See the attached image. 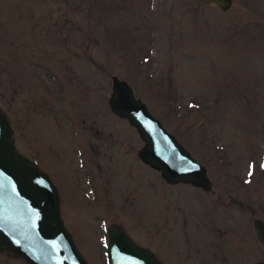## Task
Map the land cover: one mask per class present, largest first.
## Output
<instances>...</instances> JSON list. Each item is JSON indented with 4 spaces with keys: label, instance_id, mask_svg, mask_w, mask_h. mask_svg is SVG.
Segmentation results:
<instances>
[{
    "label": "rangeland",
    "instance_id": "1",
    "mask_svg": "<svg viewBox=\"0 0 264 264\" xmlns=\"http://www.w3.org/2000/svg\"><path fill=\"white\" fill-rule=\"evenodd\" d=\"M111 75L206 167L210 191L139 161L142 140L107 104ZM0 109L88 264H107L111 223L162 264L264 259V0H0Z\"/></svg>",
    "mask_w": 264,
    "mask_h": 264
},
{
    "label": "water",
    "instance_id": "2",
    "mask_svg": "<svg viewBox=\"0 0 264 264\" xmlns=\"http://www.w3.org/2000/svg\"><path fill=\"white\" fill-rule=\"evenodd\" d=\"M227 11L232 0H200ZM107 103L125 119L143 145L137 157L171 185L186 184L210 191L206 167L197 161L160 120L138 99L132 87L111 75ZM253 228L264 243V221ZM11 253L28 264H88L78 251L60 213L58 191L49 175L16 148L13 129L0 109V253ZM107 264H162L154 253L134 243L117 224L109 227ZM261 264V263H260Z\"/></svg>",
    "mask_w": 264,
    "mask_h": 264
},
{
    "label": "flooded vegetation",
    "instance_id": "3",
    "mask_svg": "<svg viewBox=\"0 0 264 264\" xmlns=\"http://www.w3.org/2000/svg\"><path fill=\"white\" fill-rule=\"evenodd\" d=\"M111 111V110H110ZM114 114V113H113ZM115 115V114H114ZM118 117V116H117ZM125 120V119H124ZM126 121V120H125ZM73 126V125H72ZM131 126V125H130ZM132 127V126H131ZM133 128V127H132ZM91 131V130H90ZM93 131V130H92ZM94 132V137H95V142L92 140V142L90 143V146H89V150H91V152L92 153H99V149L94 145L95 143H98L100 140H101V137H102V141H103V134H102V132H100L98 129H96L95 131H93ZM74 135V133H71V137ZM101 136V137H100ZM52 151V150H51ZM50 150H49V152H50V154H49V157H51V158H53V156H54V154H56V149H54V151H52L51 152ZM41 150L39 149V148H37V150H35V153H36V155H38V156H40L41 155ZM73 152L75 153V162H78V161H80L79 160V158H78V153H79V150L78 149H76V148H74V150L72 149V154H73ZM138 152V151H137ZM80 153H82L81 151H80ZM79 153V154H80ZM93 154V155H94ZM64 156V154H63V152L61 151V158ZM43 157V156H42ZM66 157V156H65ZM138 158V157H137ZM81 161H82V159H81ZM140 161V160H139ZM141 163H143L142 161H140ZM34 163L39 167V169H40V165L37 163V162H35L34 161ZM69 163V162H68ZM82 163H83V161H82ZM144 164V163H143ZM145 166H147L146 164H144ZM69 168V167H68ZM97 168H100L98 165H97ZM41 170V169H40ZM85 173H87L88 175L89 174H91V171H90V169H87L86 171H85ZM76 178V180H75V187H76V189H81V186L79 185V183H78V181L79 180H81V177L80 176H77V177H75ZM254 222V221H253ZM112 224H117L120 228H122L118 223H111L110 225H112ZM110 225H109V227H110ZM109 227H108V242H109ZM123 229V228H122ZM124 230V229H123ZM125 231V230H124ZM126 232V231H125ZM127 233V232H126ZM128 234V233H127ZM255 234H256V232H255ZM129 236V235H128ZM130 237V236H129ZM256 237H257V235H256ZM131 238V237H130ZM257 240H258V237H257ZM133 241V240H132ZM134 242V241H133ZM258 242H259V244H260V246H262L261 247V250L263 251L262 253L264 254V243H262V242H260L259 240H258ZM135 243V242H134ZM108 245V244H107ZM107 247V246H106ZM7 254H10V255H13V254H11V253H7ZM14 256V255H13ZM156 256V255H155ZM15 257H17V256H15ZM159 260V259H158ZM221 260H224V263L226 264L227 262H225V261H227V258L226 257H224V258H222ZM160 261V260H159ZM161 262V261H160ZM264 264V259L263 260H259V261H257L255 264Z\"/></svg>",
    "mask_w": 264,
    "mask_h": 264
},
{
    "label": "snow or ice",
    "instance_id": "4",
    "mask_svg": "<svg viewBox=\"0 0 264 264\" xmlns=\"http://www.w3.org/2000/svg\"><path fill=\"white\" fill-rule=\"evenodd\" d=\"M251 174V173H250Z\"/></svg>",
    "mask_w": 264,
    "mask_h": 264
}]
</instances>
